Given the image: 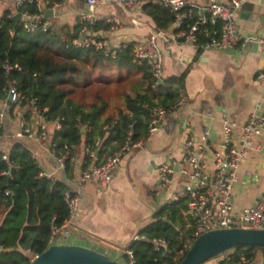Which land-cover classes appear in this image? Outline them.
<instances>
[{"label":"crops","instance_id":"0c3cea01","mask_svg":"<svg viewBox=\"0 0 264 264\" xmlns=\"http://www.w3.org/2000/svg\"><path fill=\"white\" fill-rule=\"evenodd\" d=\"M86 10L84 3L76 1L66 2L53 10L54 14L47 17L53 32L50 35L53 38H67L77 28L75 19L78 12ZM94 16L100 18L99 22L108 24L109 28L105 31L95 30L89 35L103 38L107 49L120 51L134 41L145 40L151 33H157L163 54V78L185 73V88L179 97V100L184 98L183 102L178 104V100L159 128L137 141L138 144L122 158L113 179L106 185L94 179L83 187H78L76 183L87 162L97 163L112 151L110 148L103 152L96 149L90 158L85 151L84 127L81 128L84 133L81 141L72 148L69 168L59 167L50 155L48 143L53 130L58 128L55 123H47L46 140L37 136H15L20 117H24L30 127L41 121L30 103L20 108L14 106L11 112L6 109L3 123L6 135L0 137V151L7 153L10 143L14 139H21L28 144L42 175L63 179L68 190L78 195V215L71 224L57 229L54 244L81 245L126 264L124 251L130 241L154 221L156 213L168 205L166 201L172 193L183 189L185 177L178 170L182 165L181 146L185 137L190 133L197 135L207 128L210 149H218L222 145L221 118L224 115L238 123L245 122L253 112L264 115V81L256 79L257 72L264 65V49L255 42L222 51L199 49L174 37L175 30L171 23L166 28L158 29L141 8L128 10L117 0H101L95 7ZM236 23L242 37H264V0H247L242 4L236 12ZM141 77L142 72L137 69L123 70L120 75L116 72L107 80L112 89L104 83L106 80L93 77L91 86L81 90H91L84 93V98L90 97L92 100L98 90L100 94H105L109 99L106 114L113 116L117 108L122 107L123 93L135 95L133 85L141 82ZM98 87L101 89H96ZM2 104L0 100V107ZM112 147L117 148V143H113ZM162 163L174 166V173L168 175V182L164 185H161L158 177ZM206 168L209 171L213 168L210 154ZM245 170L249 174H245ZM263 187L264 129L254 139V148L249 150L239 165L233 188L234 211H241L253 204ZM182 205L179 212L185 223L184 201ZM220 258L217 256L207 264H219L222 261ZM254 264H261L260 254L256 255Z\"/></svg>","mask_w":264,"mask_h":264},{"label":"trees","instance_id":"16d2710c","mask_svg":"<svg viewBox=\"0 0 264 264\" xmlns=\"http://www.w3.org/2000/svg\"><path fill=\"white\" fill-rule=\"evenodd\" d=\"M27 8L35 9L33 6ZM141 9L158 29L166 28L174 20L173 12L159 3H145ZM8 14L6 9L0 16V100L6 99L3 88L15 86L18 92L36 98L40 111L46 108L42 114L50 122L59 123L51 135L56 154L68 149L66 168H69L73 146L84 135L82 127L86 129L87 146L96 150L94 142L99 139L104 151L109 148L113 151L118 147L112 144H122L129 129L133 132V142L146 137L153 108L173 109L184 92L185 73L163 78L154 87L156 82L148 69L133 62L130 44L112 59L102 50L73 46L71 41L78 36L77 28L64 39L41 31L27 33ZM92 28L105 31L109 25L98 21ZM5 60L19 68L10 70L5 76L2 68ZM131 69L142 72V81L133 85L135 95L122 94V107H118L113 116L106 114L109 99L96 91L100 87L95 89L93 100L77 94L81 88L91 86L93 77L106 80L104 83L110 85L107 80L114 73L120 75L123 70ZM14 106L15 103L8 106L10 112ZM7 154L8 161H4L0 151V264H30L34 256L51 245L53 227L60 228L67 218L64 192L68 188L63 179L42 175L36 159L21 139L10 143ZM182 203L181 200L164 206L156 213L154 221L130 241L125 251L132 250L135 264H179L186 252L181 251V247L191 231L179 212ZM153 238L167 240L169 251L166 255L162 250H154ZM258 248H231L222 253L229 259L219 264H243L241 258L251 260V250Z\"/></svg>","mask_w":264,"mask_h":264},{"label":"built area","instance_id":"2783aa9c","mask_svg":"<svg viewBox=\"0 0 264 264\" xmlns=\"http://www.w3.org/2000/svg\"><path fill=\"white\" fill-rule=\"evenodd\" d=\"M76 1L86 5V11H79L75 25L77 26L78 36L73 38L71 44L75 47L85 48L93 47L95 50H102L108 57L114 58L119 49H107L106 41L92 33L93 25L100 20L94 16V10L101 0H0L3 10H0V16L5 8L14 7L9 11L8 17L14 19V14L19 12L20 18L16 22L17 26L27 33L38 31L44 33H53L48 18L44 15L46 9H58L62 4ZM118 3L128 10L141 8L145 3H159L168 7L174 14V20L171 24L174 27V37L182 39L185 42L192 43L199 49H214L222 51L236 46L244 45L246 42L258 43L264 49V37H242L238 32L236 23V12L247 0H117ZM27 6H33L34 10H29ZM22 8L21 10H19ZM110 20H107V22ZM132 60L143 65L154 78V87L163 78V54L158 43V34L151 33L145 40L134 41L130 44ZM5 76L14 68H19L17 64H10L5 60L2 64ZM256 79L259 82L264 81V65L257 72ZM6 94V99L0 107V137L5 136L3 128L5 111L8 108L6 104L7 96L13 92L11 104L20 108L26 103H30L34 112L40 117V122L34 127H30L24 117H20L19 129L15 136L21 137H39L42 140L48 138L47 123L50 121L36 105V98L18 92L15 86L8 89H2ZM181 98L178 104L183 102ZM23 102V105H21ZM168 111L162 106L153 108L148 121L149 132L156 131L161 122L167 116ZM59 127L58 121L55 122ZM222 127V145L218 149H210L209 129L205 128L201 133L188 134L181 146L182 165L178 172L185 177L183 189L172 193L166 201L171 204L177 201H184L185 208L183 214L186 228H190L189 239L181 247V251H187L192 242L201 234L215 229L242 227L264 229V187L257 196L253 204L243 208L241 211H234V183L238 177V168L243 159L247 156L249 150L254 148V139L262 134L264 129V115L261 113H251L247 120L238 123L235 120L224 115L221 118ZM132 130L129 129L125 140L117 149L109 152L102 160L97 163H86L76 183L78 187L91 179L96 180L101 185L111 182L114 173L122 158L126 153L135 147L138 142L132 141ZM50 155L54 157L57 165L66 168L68 160V149L60 155L56 154L55 143L49 141ZM94 147L98 150H105L101 141L94 142ZM87 155L93 157L94 149L90 146L85 147ZM2 153V159L8 161V154ZM211 155L213 168L207 170L206 162L208 155ZM71 160V158H70ZM174 173V166L171 163H162L158 169V177L161 185L168 182V175ZM249 174L248 170L244 171ZM6 174V172H4ZM9 194V191L5 192ZM64 202L67 206L68 216L64 225L71 224L79 212V197L73 192L66 190L64 192ZM61 226V227H62ZM58 228L53 227L49 242L54 244L55 233ZM191 241V244L189 242ZM155 251H163L164 255L168 253V242L165 238H153L151 240ZM1 248V247H0ZM253 258H241L243 264H254L257 254L261 255V264H264V247L252 249ZM126 264H135L136 261L132 250L125 251ZM221 255V260L229 259L227 255ZM35 257V256H34ZM33 257V258H34ZM169 264V263H163ZM176 264V263H172Z\"/></svg>","mask_w":264,"mask_h":264},{"label":"water","instance_id":"95a60500","mask_svg":"<svg viewBox=\"0 0 264 264\" xmlns=\"http://www.w3.org/2000/svg\"><path fill=\"white\" fill-rule=\"evenodd\" d=\"M53 14L52 9L44 11L46 17H51ZM19 18L20 13H15V22H18ZM12 94L13 92H10L7 96L8 106L11 105ZM236 246L264 247V229L233 227L207 231L192 242L179 264H203ZM30 264L122 263L105 253L81 245L51 244L45 251L36 255Z\"/></svg>","mask_w":264,"mask_h":264},{"label":"rangeland","instance_id":"374dc122","mask_svg":"<svg viewBox=\"0 0 264 264\" xmlns=\"http://www.w3.org/2000/svg\"><path fill=\"white\" fill-rule=\"evenodd\" d=\"M4 9H7L8 11H12V10H14V7H10V8H5L4 7ZM0 10H3V7L0 5ZM94 89V88H93ZM92 91H95V90H92ZM88 92H91V90H87L86 92L85 91H83V90H81V92H79V94H81L83 97H84V93H88ZM86 98V97H85ZM25 145L29 148V146H28V144L27 143H25ZM219 256H221V255H219ZM218 256V257H219ZM115 257V256H114ZM215 258H217V256L216 257H214V258H212V259H209V260H207L206 262H204L203 264H207V263H210L211 261H214L215 260Z\"/></svg>","mask_w":264,"mask_h":264}]
</instances>
